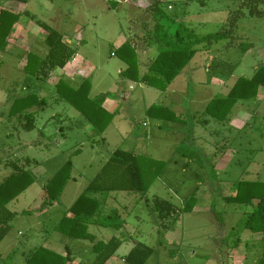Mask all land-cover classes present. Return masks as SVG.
<instances>
[{
    "label": "rangeland",
    "instance_id": "obj_1",
    "mask_svg": "<svg viewBox=\"0 0 264 264\" xmlns=\"http://www.w3.org/2000/svg\"><path fill=\"white\" fill-rule=\"evenodd\" d=\"M107 1L30 0L23 4L0 0V9L8 8L11 4L17 5L34 16L35 20H31L33 24L38 20L54 29L59 28L60 33H65L72 40H82L74 50L76 58L83 62L81 69L84 75L74 79L73 84L68 83L70 88H77L87 79V96L92 100L117 82L119 87L124 86L134 95L128 103L121 105L119 116H124L126 120H134L135 117L140 119L141 94L144 93L149 101L157 90L143 86L140 81L125 80L123 83L118 76V68L114 65L122 66V60L110 57V51H113L114 42L120 34L129 37V11L124 14L123 6L115 3L116 0ZM168 5L173 10H168ZM238 6L237 0H165L161 3L165 15L163 24H167L171 32L182 23L198 36L214 34L224 29L228 12ZM259 10L263 13L261 17L245 16L239 20L232 45L226 47L230 39L224 40L194 55L189 64L194 71L184 76L188 84V100L196 87H205L213 96L221 97L238 78H250L258 68H264V1ZM174 14L178 17L176 21L167 20ZM42 32L38 30L37 36L40 37ZM37 39H34L37 50L26 52L22 60L20 57L24 49L17 48L11 54L7 52L9 50L0 51V181L11 172L8 166L10 162L21 166L26 159L32 160L24 168L33 179V183L7 205L17 216L0 243V264H24L23 253L28 254L39 246L58 252L64 251V245L77 247L87 244L86 241L70 240L54 232L53 228L116 149L133 151L143 165L151 163L153 166L155 161L160 169L154 173V168H147L144 178L149 186L141 201L138 199L140 195L131 193L133 198L131 196L121 202L124 203V218L130 222L127 230L130 228L137 233L132 236V240L124 242L110 264H125L121 261L122 256L136 245L154 249L146 264H258L261 235L244 231L240 235L242 242L239 247L231 251L227 248L236 237L232 234L228 238L231 229L251 208L226 204L223 198L231 195L235 190L233 187L240 181L264 182V99L259 105L255 100L245 102L249 115L247 124L241 131H230V140L233 142L229 150L234 156L227 160L224 170L212 168L214 150L211 144L204 146L206 151H196L193 155L197 166L192 164L182 170L181 154L171 151L172 143L158 138L148 148L134 149L136 130L133 135L117 134L114 125L116 117L109 116L105 130L99 133L75 108L60 100L55 87V77H60L56 76L58 70L53 71L51 78L45 82L24 72L25 58L30 52L43 57L48 50ZM246 47L248 50L242 51ZM32 93L39 99L44 98L46 106L25 111L24 114L32 113L34 119V128L26 131L16 117H9V112L14 99ZM263 93L264 89L260 94ZM198 119L201 121L202 118L197 117L195 120ZM121 122L127 128L126 123L129 121ZM195 123L190 116L185 120L188 140H191L194 131H202L208 142H216V151L220 150L224 145L222 126L211 120L201 130ZM197 147L185 143L181 150L191 156L194 148L198 150ZM69 159L73 165L72 179L67 182L58 201L40 209L41 204L47 201L42 186ZM201 165L203 169L198 167ZM192 197L196 199L197 205L191 213L180 215L170 233L172 239H164L161 231L146 238L153 225L158 226L152 212L153 198L168 201L180 208ZM133 216L138 221H134ZM226 237L228 239L225 241ZM12 251L14 253L10 258Z\"/></svg>",
    "mask_w": 264,
    "mask_h": 264
},
{
    "label": "trees",
    "instance_id": "obj_2",
    "mask_svg": "<svg viewBox=\"0 0 264 264\" xmlns=\"http://www.w3.org/2000/svg\"><path fill=\"white\" fill-rule=\"evenodd\" d=\"M9 1L25 4L30 0ZM237 1L239 6L237 9L228 12L224 29L214 34L198 36L183 24L177 25L173 32H169L164 25H160V18H164L165 15L160 7L162 1L155 0L153 13L158 19V23L153 29L152 37H149L147 41H152L157 45L158 54L149 65L147 72L138 78L134 49L131 43H124L116 51L117 56L127 65V68L121 73V77L131 81H140L149 87L164 91L187 67L199 50L207 51L218 42L228 39L230 42L226 47L232 45L233 34L241 18L262 16L263 13L259 10V6L263 4L264 0ZM17 20V15L0 11V51H4L6 39ZM167 20L171 19L168 18ZM37 24L46 32L44 44L48 49L47 54L45 57H39L29 53L23 70L34 75L36 80L45 82L53 71L64 69L66 64L72 60L75 52L64 43L61 33L47 24L41 22H37ZM247 50V47L242 49L244 52ZM55 87L60 100L75 108L99 133L105 130L110 115L102 109V104L109 95L108 93L100 94L91 100L87 96L89 90L87 79L83 80L77 88H70L64 79H59ZM261 87L264 88L263 67L258 68L250 78H238L225 98H216L208 103L205 114L212 120L224 122L236 103L255 100ZM44 106H46L44 98L39 99L34 93L23 98H16L12 102L9 117H16L21 127L30 131L34 128V119L32 113L24 114L25 111L33 107L43 108ZM158 111L165 112L166 110L160 105L153 104L148 109L147 115L156 119L159 116ZM153 162L154 167L151 163L143 165L133 151L122 149L113 151L99 172L69 208L63 212L53 231L70 240L91 243L93 259L90 264H105L114 256L121 243L128 241L130 236L123 231L126 220L118 210L112 209L103 213L102 201L97 196L113 192H127L140 195L141 201L142 195L145 194L149 186L146 178H144L147 168H154L152 170L154 173L160 169V165L155 161ZM29 164L30 161L27 160L26 164L21 166L10 162L8 166L11 167L12 171L0 182V243L9 233L10 224L17 216L15 212H11L7 208V205L33 183L29 171L24 168L25 165ZM72 168L73 165L69 159L43 185L42 189L47 201L41 204L40 209L47 208L58 201L67 182L72 179ZM153 177L155 179V176ZM223 200L226 204L243 205L251 208L250 212L244 213L240 218L237 226L231 229L228 238L232 234H235L236 237L227 248L230 251L237 249L242 242L240 235L244 231L259 234L262 236V240L258 264H264V182L240 181L236 185L235 194L224 197ZM195 204L196 199L194 197L190 198L180 208L168 201L153 198L152 208L156 214L162 237L166 232L172 230L180 215L191 213ZM89 225L114 230L120 232V235L112 237L108 241H96L95 237L88 232ZM228 238L226 237L225 241ZM13 253L14 251L11 252L10 258ZM153 253L152 247L136 245L123 258V261L125 264H146ZM23 256L24 264H69L76 260V255L69 245H64L63 253L39 246L30 250L28 254L23 253Z\"/></svg>",
    "mask_w": 264,
    "mask_h": 264
},
{
    "label": "crops",
    "instance_id": "obj_3",
    "mask_svg": "<svg viewBox=\"0 0 264 264\" xmlns=\"http://www.w3.org/2000/svg\"><path fill=\"white\" fill-rule=\"evenodd\" d=\"M8 1L9 0H5V2H8ZM92 1L100 2V3H108L107 0H92ZM161 1L163 2L165 0H161ZM9 2H15V1H9ZM154 2L155 0H116L115 2L123 6L122 12L124 14H126L127 11H129V18L127 22H129L128 24L130 25L129 28L131 32L129 33V37L127 38H125V36L121 34L118 36V38H116L114 42V46H113V51L112 52L110 51V57L112 58L118 57L116 51L124 43H127V42L131 43L132 48L134 49V52H135L136 60H137L136 62H137V77L138 78H140L143 74H145V72H147L149 65L156 58L158 54L157 45L154 44V42L152 41H147L149 37H152L151 34L154 32L153 29L155 28L156 23H158L157 22L158 19L155 17V14L153 13L154 12ZM168 10H173V7L168 5ZM0 11H7L8 13H11L12 15H17L18 17L17 22L14 24V26L11 29L10 35L6 39V46H5L4 51L9 50L7 52L11 54L17 48L24 49L25 50L23 52L24 54H22L20 57V59L22 60V58L24 59L26 52L37 50L35 48V44L37 42L34 44V39L36 37H38L37 40H39L38 41L39 44H41L42 42L44 43V38L46 37V33L37 24V22H40V21L36 20L35 21L36 24H33L31 22V20H35V18L34 16L30 15L29 12L25 11L23 8H18L17 5L15 6L13 4L8 5V8L0 9ZM164 18H160L159 24L164 25L166 30L171 32L169 30L170 27L166 26L167 24H163ZM177 18H178L177 15L174 14L173 17L169 18L171 19L169 21L171 22L176 21ZM41 23H44V22H41ZM135 23H137V25H135ZM179 24H182V23H179ZM58 29L56 28L55 30L57 31ZM38 30H43L40 37L37 36ZM61 34L63 36L64 43L68 47H70L74 52H75L74 49L78 46V44L82 43V40H79L76 38L72 40L69 37H66L65 33H61ZM46 54L47 52L45 53V55ZM35 55L41 57L37 53H35ZM45 55L43 57H45ZM81 64L83 65V62L81 61V59H78V57L76 58V55L74 54L72 60L66 64V67L64 69H61V70L57 69L59 71V74L56 76H60V77L58 78L55 77L56 83L59 81V79H64L70 85L73 84L74 79L79 78L81 75H84V71L81 69L82 67ZM121 64L122 66H120L119 64L114 65V66H117L118 68L117 69L118 76L121 78V81H123V83L125 82V80L131 81V80L123 79L121 77V73L127 68V66L123 63V61ZM189 64L173 80V82H171V84H169L166 87L164 91H160L156 89L157 91L154 93L152 100L147 101L144 96V93L141 94L140 97L143 100V102H142V107H140L141 108L140 115L142 116L140 117V119H138V117H135L134 120L129 119V118H128L129 120H126L124 116H119V109L121 105L124 103H128L129 98H131L134 95L133 93L128 92V90H125L124 86L119 87L117 82L112 83L110 88H108L107 92H104V93H108L109 95L103 102L102 109L110 116L117 118V119L115 118V122H114V125H116L115 132L117 134L119 133V135H128V134H132L136 130L137 137L134 143V149L135 148L144 149L146 147L148 148L149 145L151 146L154 145V143L156 142L158 138H163L166 142H169L170 144L172 143L173 146L171 147V151H173L176 154H181L180 155L181 156L180 167L182 168V170H185L186 168L190 167L192 164L196 165V163H198L196 162V158L193 156L196 153V151L198 152L206 151L205 150L206 147L204 146L211 144L212 145L211 149L213 148L212 150H214V154L212 155V157L214 158L212 168L216 169L217 171L224 170L226 168L227 160L230 159V156L231 157L234 156V153L232 154L231 150H229L231 143L233 142L232 139L230 140V135H231L230 131H241V129L247 124V120L249 116L247 113L248 111L246 110L245 102H238L233 106V108L231 109V112H229L227 119L224 122H218L222 126V129L224 131L223 132L224 145L221 146L220 150L218 151H216V148H217L216 142L214 140L212 142H208L207 139L203 137L202 131H199V132L194 131L193 137L191 138V140H188L189 137L185 134V130H186L185 120L188 119L190 116V118L196 122L195 124L198 125L201 130L202 128H205L206 125H209L212 120L205 114V109L208 103L211 100L216 99V98H225L227 94L229 93L230 88L235 83L234 82L232 86L229 87V89L226 88L224 94L221 97L213 96L212 92L205 87H202V88L196 87L194 88L193 95L188 100L187 99L188 93L186 91L188 84L186 83V79L184 78V76L185 74H189L190 72L193 73L194 71V68L190 66ZM52 73L50 75V78L52 76ZM144 85L145 84H143V86ZM263 89L264 88L261 87L258 90V94L255 99V102L257 105H259L264 99V95H263L264 93L260 94L261 90ZM104 93H101V94H104ZM156 100L158 101L155 103ZM153 104L156 106L160 105L161 108H164L166 110L165 112L158 111L159 116L156 119L151 118L147 115L148 109ZM236 105H238L239 107ZM197 117L202 118L201 121L200 119L195 120ZM122 120L126 122L129 121L128 123H126L127 128H124L122 126V122H121ZM185 143L188 144L190 147L192 145H196V146L198 145L197 147L198 150H195L194 148L193 152L191 153V156L188 154H185V151L181 150V147ZM222 151L223 153H221ZM219 153H221V155ZM229 154H232V155H229ZM26 160L30 161V164L32 163L31 162L32 160L30 159H26ZM26 160L24 161L22 165L26 164ZM33 163L35 162L33 161ZM4 165L5 164H3V166ZM37 167L38 165L36 166V168ZM198 167L203 169L202 165ZM10 173L11 172H9L8 175ZM236 185L237 184H235V186L233 187L235 190H236ZM235 190L232 191V194L229 196H233L235 194ZM130 197L133 198V195L127 192H113V193L102 194V195L97 196V198L102 201L103 213H107L112 209H116L118 210V212L121 214L123 218L126 214L123 211L124 203H121V202H124V200H127ZM138 199L140 200V197ZM194 209L195 208H193V210ZM152 212L154 213V216L156 217L154 209L152 210ZM133 218H134V221H138L137 217L133 216ZM128 222L129 221L126 220V225L124 226L123 231L124 233H127L130 236L129 240H132V236L136 234L137 231L136 230L131 231L130 228H128L129 229L128 231L127 227H129V223H130ZM153 227L154 228L151 230V232L147 233L146 238L150 237L152 234H156V232L158 234L159 232L158 229L160 228L159 224L158 226L153 225ZM171 231L172 230L164 234L163 236L164 239H168V240L172 239L171 238L172 235L170 234ZM88 232L95 237L96 241H108L112 237H118L120 235V232L110 230V229H105L102 227H97L94 225L88 226ZM124 242L126 241H123L120 247H122ZM51 243H54V242H51ZM159 245H161V243H159ZM91 246L92 244L88 242L87 244H79L77 245V247H71L74 254L76 255V260L69 264H90V262L93 259V254L91 253ZM50 247H53V246L51 245ZM81 247L85 248V250H82ZM134 247L135 246L129 248L128 252H126L124 256H122L121 261L123 263H124L123 258ZM51 250L53 249L51 248ZM58 253H63V251L59 250ZM112 257L105 264H110Z\"/></svg>",
    "mask_w": 264,
    "mask_h": 264
}]
</instances>
